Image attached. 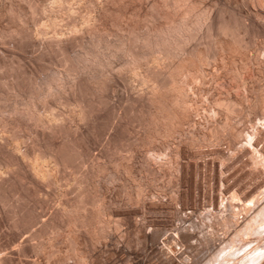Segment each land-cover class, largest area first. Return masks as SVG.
<instances>
[{
	"label": "bare ground",
	"instance_id": "obj_1",
	"mask_svg": "<svg viewBox=\"0 0 264 264\" xmlns=\"http://www.w3.org/2000/svg\"><path fill=\"white\" fill-rule=\"evenodd\" d=\"M100 44L106 46H104L105 51L111 49L112 54L109 52V56L119 60L116 64L119 67L113 65L117 59L113 61L110 57L107 58V52L104 56V53L98 51ZM3 48L11 53L3 54ZM28 49L32 52L29 53L30 55L26 54ZM251 51L259 56L264 53V0L242 2L240 0H0V107L3 106V92L9 95L16 91H26L29 96L26 101L22 99L24 101L21 103L22 106L13 105L12 117L6 116L5 119L2 114L0 115L1 124L5 119V124H11L13 127L8 134L0 133V164L5 163L8 172L7 175L2 176L1 171L2 175H0V207H4L5 213L1 208L2 212L10 221V239L18 236L19 231L29 229L39 220L40 208L47 207L50 201V194L47 191L49 187H53L54 184V187H57L56 184L61 178L65 181L69 177H72L75 185L73 191H70L73 184L68 186L70 190L68 187L64 188L72 194L64 198L62 196V201L59 200L61 205L56 208V214L60 221H57V224L55 220L45 221L41 228L34 230L35 227L34 231L30 232V236L23 238L16 247L14 246V250L22 254L32 251L33 255L39 251L37 253L41 254L38 257H41L44 255L42 250L45 251L44 248L49 245L50 249L46 250L47 256L57 253L54 259L58 256V259L65 260L66 256L70 258L72 255L76 257L72 260L77 259L76 262L82 263L86 257L83 259L84 253L81 254L83 249L79 248L81 238L82 242H85L84 246L88 244L86 246L93 247L94 243L103 239L111 228L109 220L104 216V208L106 209L108 201L105 194L107 190L102 187L106 192L102 191L101 186L105 182L100 181V178L104 175L107 177L115 175L118 166L119 170L127 172V175L133 174L135 162L131 164L129 160L134 156V152L139 150L137 148L141 140L144 142L160 140L164 147L169 148L170 139L172 142V138L182 137L178 140L171 157L173 159L169 158L171 160L168 165L171 172L174 169L178 173L180 184H187L191 177L188 170L190 165L182 158L198 157L202 154L226 158L229 151H226L224 146L221 148L217 145L219 148L213 145L228 138L232 144L229 147H236V144L242 140L249 144L246 154L249 155L250 161L241 162L238 156L240 151L235 155L239 158L240 169L244 170L243 167L249 166L251 168L242 175H255L256 169H263L264 172V151L258 147V141L264 137V121H261L264 120V88L256 84L251 86V83L248 87L247 80H244V77H248H246L247 73L245 75L244 73L249 71L251 58H254ZM99 53L104 54L103 57ZM258 57L255 56V61ZM26 59L33 61L42 73H38V70H28ZM257 61L259 64L251 61L256 64L251 65L253 71L255 66L260 67L261 61L259 59ZM55 64L59 67H55ZM212 65H217L220 69L219 72H213L214 76L210 72ZM87 67L92 68L93 73L86 72L84 68L88 70ZM215 70L214 68L213 71ZM256 70L261 72L262 69ZM209 72L211 73L209 77L212 75L216 79L221 76L224 79V75L227 74L229 78L235 80V83L227 89L228 91L226 90V93L221 92L225 94L215 97V91L220 90V87L214 89L213 85H206L211 81L208 79ZM252 74L255 75L254 72ZM61 76H65V79H62L64 81H60ZM261 79H258L259 84L263 83ZM39 83L45 84L46 88L43 92L41 87L44 84L38 90ZM118 84H122V87ZM196 85L202 86L200 91L203 96L211 95L210 102H208L210 99L206 100L202 96L208 102L204 101L203 104L212 102V105L208 106L209 110L207 107L203 109L208 110L204 113L206 114L207 111L209 118L215 117L214 120L211 118L213 120L211 123L206 119L207 126L204 125L205 128L199 133H197L199 130L197 132L190 130L191 121L195 118L193 108L196 111L192 98V91L195 90ZM118 87L123 91L122 93L119 92ZM117 88V93H120L119 101L111 103L109 91L112 92L114 89L115 92ZM196 94L195 96L198 97ZM195 100L198 101L197 98ZM197 103L196 106H204ZM119 109H122V112H119ZM199 109L197 107V110ZM246 116L250 122L249 130L243 129L240 123H237ZM71 121L75 124H70ZM132 124L142 127L147 135L144 132L145 137L142 136L140 139L139 132L132 129ZM193 124V127L191 125L193 129L199 125L197 121ZM202 124L201 122L200 128ZM109 125L113 126V131L102 146L104 160L92 158L94 156L91 155L89 148L92 139L99 137ZM12 127L10 126V129ZM112 129L109 128V131ZM25 137L30 141L24 144ZM21 142L23 148L20 151ZM203 145L213 147L203 149L206 148ZM168 148L163 150L167 149L164 151L170 152ZM154 153L146 151L141 165L150 173L157 174L155 166H151V160L156 161L155 163L160 167L165 164L163 165L160 159H155ZM49 161L52 164L47 167ZM84 163L87 166L85 164L86 169L82 170ZM253 169L256 172L253 173ZM85 179H90L93 183L92 189L87 188L86 185V187L82 186L81 183L86 181ZM46 185L49 186L46 187L47 189ZM106 187L108 188V185ZM138 188L135 196L130 197L133 202L145 201L146 192L143 191L142 183ZM42 192L45 194L41 195ZM175 195L178 196L177 193ZM261 196L249 198L251 200L245 203L246 197L233 190L228 201H223L218 196L215 198V201L219 199L220 203L230 208L229 213L224 215L223 221L229 225L233 222L236 224L232 237L229 238L232 249L251 248L245 251L247 256L240 255L243 257L241 261L236 260L238 263L240 261V264H256L259 261V253L256 252L263 249V245L257 243L263 241L257 237L264 234V195ZM254 202L258 203V206L254 212H251ZM241 211L247 214L243 217L245 219L240 223L236 219L232 220V216L239 215ZM117 212L130 213L125 209ZM1 220L2 215L0 222ZM256 222H260L259 226L255 225ZM65 226L67 227L66 238L64 237L67 240L66 247L59 246L63 242L52 241L54 236L56 238L61 232L58 229ZM2 229L0 227V264H8L12 262L11 257L2 251H6L4 249L9 246L7 244L10 239L4 238ZM79 233H82L81 236ZM170 239L171 246L177 243L174 242L176 236ZM44 240L48 245L40 246L39 242L44 243ZM158 249L162 254L167 251L165 247ZM222 251L218 250L216 254L214 253L212 264H218ZM249 252L252 253L248 255ZM170 256H167L166 264H179L172 258L173 256ZM39 261L42 262L43 259ZM236 261L234 262L237 264Z\"/></svg>",
	"mask_w": 264,
	"mask_h": 264
},
{
	"label": "rangeland",
	"instance_id": "obj_2",
	"mask_svg": "<svg viewBox=\"0 0 264 264\" xmlns=\"http://www.w3.org/2000/svg\"><path fill=\"white\" fill-rule=\"evenodd\" d=\"M240 1L242 2L243 0H240ZM99 46H100V49H98V51L105 54V55L104 54H102V55L106 56L108 53L107 58L111 56V55L109 56V52L111 49H109V51H105L104 50V48L106 47L105 45H104L105 47L101 44ZM3 49H4L3 54L8 55L11 53L10 51H6L5 48H3ZM106 50H108V48ZM28 51H30V52H28ZM251 52H252L251 55L252 56L254 55V58L252 57L251 61H253L254 63L255 62L258 63L257 60L259 59V61H261V64H260V67L255 66L254 71H253V66L256 64H253L250 61V64L253 66H251L249 64L252 67V69L249 66V71H251V72L245 71L244 75L247 73L246 77L247 76L248 77L245 78L243 75L244 80L248 81V82L246 81V83H248L247 84L248 87H250V83H251V86L256 84V85H260L261 88H264L263 87L264 86V76L262 75V74H264L263 73L264 71L262 72V70H264V65H263L264 56H262V55H264V53L260 54L261 58H259L260 56L257 55L256 53H254V51H251ZM29 53L30 54L32 53L30 49L27 50L26 54L30 55ZM101 53H99V54L101 55ZM255 56L256 57L259 56L258 58H256V61H255ZM112 57H110V59H112L113 61L117 59L115 57H113V58ZM262 59H263V61H262ZM25 62H26L25 63L26 68L28 70H38V73H40V74L42 73V72H40L41 70L37 69L36 64L33 61H31L30 59H26ZM117 62H119L118 59L116 60V62H114L113 65H116ZM52 66H54V65L52 64ZM56 66H58V65L55 64V67ZM117 66L119 67V65H116V67ZM214 68L216 69L215 71H213ZM258 68L262 69L261 72L259 70L258 71L256 70ZM84 70L86 72H89V74H90V72L93 73V69L90 67L88 68V70H86V68H84ZM219 70L220 69L217 67V65H212L210 68V72L212 73L213 76H214L213 72L214 73L219 72ZM210 72L208 75V79H211V81L210 80L209 81L214 82V83L212 84L210 82H207L206 85L211 84V85H213L214 89H217L220 87L219 88L220 90L217 89L218 92H217V90L216 91L214 90L216 92V93L214 92L215 97L219 96V94H225L228 91L227 89L230 88V86L235 83V80L232 78H229L228 75L225 73L224 74L226 76L224 75V79H223V76H221L220 77L222 79L221 80L220 78H217V79L214 78L212 75H211V77H209L211 74ZM220 72L223 73L222 71H220ZM252 72H254L255 75L252 74ZM256 72H258V73H256ZM259 72L261 73L262 79H261V77L259 78V76H260ZM248 73H249V75H248ZM252 76L253 77L255 76L254 78H257V79H255V80H257V82H255V80H254V78H252ZM226 77H227V79H225ZM212 78H214L213 79L214 81H212ZM62 79H65V76H61L60 81H64ZM219 79H220V81H219ZM258 79L259 80L261 79L263 81V83L259 84ZM217 82H218V84H217ZM43 84L41 83V85H43ZM228 84H229V87H228ZM39 85H40V83L37 85L38 90L41 87V85L40 86ZM118 85H120L122 87V84H118ZM207 86H209V85H207ZM114 87H116V86H114ZM200 87H202V86L196 85L194 87L195 90L192 89V90H194V91H192V98H194L193 102H195L193 105L195 106L197 112L193 108V105H192V108L194 110L195 118H197V117L198 118L196 120L193 117L194 120L192 119V121H191L192 124H190V130L192 129L193 131L195 130L196 132L199 130L197 133H199L200 130H203L205 128V126H207V123L208 122L211 123L215 118V117L213 118L211 116L209 118V115L207 113V111L209 110L208 106H210V104L212 105V102L210 104H206V105L203 104L204 101L206 103L211 101V99H212L211 95L204 94V96H203V93L201 94ZM41 88H43V90L41 89V91L43 92L45 90L44 88H46L45 84ZM118 88H119V92L122 93L123 91H120V87H118ZM118 88H117V90H115V92H113L114 89L112 92H111V90L109 91V96H111L110 97L111 103H118V101H119L120 93L119 92L117 93ZM41 91H39V92H41ZM222 91H224L225 93L224 92L221 93ZM197 92H198V94H196ZM199 92L201 95L199 94ZM195 94L198 97H196ZM27 95L28 94L26 91H22V92L16 91V92H13L9 95H7L6 93L3 92V96H4L3 97V106L0 107V115L2 114L3 118H5V119L7 117L8 118L12 117L13 113H11V111L13 109L12 108L13 105H14V107H15V105L22 106L21 103L26 101L29 98V96H27ZM206 95H207V97H206ZM202 96L204 98H206V100H207V98L210 100H208V102H207L206 100L203 99ZM195 97L198 99L197 102H199V104L203 100V102L201 104H203L204 106L200 105L202 108L200 106H196L198 103L196 102ZM201 98H202V100H201ZM199 99L201 101H199ZM197 107H198V109L200 107V109L197 110ZM205 107H207L208 110L203 109ZM205 110H207L206 114L204 113ZM198 111L200 112L199 114H198ZM119 112H122V109H119ZM218 117H220V116H218ZM211 118H213V120ZM247 118L248 117L246 116L242 120L239 119L237 121V123H240L239 125H241V127L243 129L245 128V130H249V127H250L249 118L248 119ZM5 119H3V121H4L3 124L0 123V133H2L3 135L8 134L13 129L11 124H5L6 123ZM206 119H208V122L206 121ZM195 120L197 121V124H199L198 127H197V124H195L196 127L198 128V129L196 128L197 130L192 128L194 126L193 123H196ZM199 120H200V122H199ZM239 121H241V122H239ZM246 121L248 122V124L246 123ZM261 121H264V120L261 119ZM201 122L203 123L201 125V128L203 127L202 129L200 128ZM69 123L72 125L75 124V122H73V121H71ZM261 124H263V122ZM136 125L137 124H132V129L133 130L136 129V131L139 132V135H140L139 138L141 139L142 136L145 134L147 135V133L143 129H141L142 127L136 126ZM191 125H192V127H191ZM10 126L12 127L11 129H10ZM109 128L112 129L113 126L112 125L107 126L105 128L104 132L102 131L103 133L101 132V135L100 134H99L100 136L98 135L99 137L93 138L94 140L92 139V141H91L92 143H90V146H89L90 151H91L90 153H91V155L94 156L92 158H95V159L100 160V161L104 160L103 152H102L103 151L102 146H104L106 139L109 138L110 134L113 131V129L109 131ZM188 128H189V126H188ZM7 129H8V131H7ZM106 129H107V131H106ZM144 132H145V134H144ZM141 133H142V135H141ZM27 137L30 138L29 136H27ZM27 137H25L26 141L24 140V144L26 142L28 143V141H30V139L28 140ZM143 137H145V136H143ZM176 138L177 139L172 138L173 143L171 142V139H170V142H169L170 147H171V148L169 147L170 149L166 146L164 147L160 140L158 141L155 139L152 142H150V141L144 142L141 140L139 145H138L139 148H137L139 150H136L134 152V156L132 157L133 159L131 158L129 160L130 162H132L131 164H134V162H135L134 166L136 168L134 167V169H135L133 171L134 175L133 174L127 175L128 173L126 172L127 173L126 174L125 171H122L121 169L119 170L120 167L118 166V172L120 174L117 172L118 173V174L116 173L117 175L115 174V175H111L109 177L104 175V176H102V178H100V181L105 182L101 186V189H102V187L103 188L105 187V189L107 190V192H106L105 189H102V191L104 190L106 192V193L105 192L104 193L106 194V198L108 200V201L106 200L107 201L106 204L108 206L106 205V209L104 208V210H105L104 216L107 220H109V222H110L109 224L111 225V226L109 225V227H111V228L109 229V231H107L106 236L103 239L101 238L102 240L100 239L96 243H94L95 245H93V247L86 246L88 244H86L84 246L85 242L84 241L82 242V238H81V240H80L81 243H79L80 244L79 248L83 249V251H82V249H80V251H82V253H81L82 255L84 253L83 259H85V257H86L85 260L87 262H85V260H82V263L81 262L78 263V262H76V261H78L77 259H73L74 260L73 261L72 258H76V257H73L72 255L70 258H67V256H66V259H67V260L65 259L66 262H65V260H63V258L61 260L58 259L57 258L58 256H56V258L54 259L55 255H58L57 253L53 254L52 256L51 255L47 256L46 250H49L50 248H49V245L45 242L46 240H44L45 244L43 243V241L39 242L40 246L48 245V247L46 246L44 248L45 251L42 250V255L43 254L44 255L41 257H38V255L41 254V253H37L39 251H36L34 253L35 255H37V256H35V255H33L32 251H26L25 254H22L21 252L17 251L16 249L14 250V248L17 246V244L21 240H23V238L28 237V235L30 236V232L32 233V231L37 230L38 227L41 228L44 223L55 220L54 222L57 224L60 221V219L58 218V216L56 214V211H57L56 208L59 207V204L61 205V202L59 200L62 201V199L64 197L68 196L69 194L70 195L72 194V192L70 193V191H73V189H74L73 187H75V185L73 184L74 181H72V177H69L71 179L66 178L68 180H65V181H64V178H61L59 183L61 184V183H63V181L65 183L59 185V183L57 182V184H56L57 187H54L55 184L51 188L48 185L45 186V188L49 187V189H47V188L46 189L50 194V201L52 203L49 201V203L46 205L47 207H41L40 208V214L41 215L39 217V220L36 221L33 225H31L29 227L30 230L28 228L26 230V228H25V229L19 231L17 234L18 236H16L15 238L10 239V236H11V228L9 227L10 221H9V219H7L8 217H6V215H4V213H5L4 207L3 208L0 207V210H1L0 216L2 215L0 227L3 228L2 233L4 234V238L10 239L9 244H7L9 246L8 247L6 246V248L4 249L6 251H2V253L6 252V254L11 257L12 262L8 263V264H36V263L39 264V262H40L39 260H42V259H43V261L40 262V264L41 263L42 264H51V263L52 264L53 263L54 264H86V263L87 264H166L167 262L165 263V261H167V259H168L167 256H170V254H171V256H173L172 258L176 259V261L179 264H212L211 259L213 256H215V254L217 253L218 250H223L222 252H220L218 264H223V263L224 264H233V262L236 260L241 261L242 260L241 258H243V257H240V255L241 256L244 255V257L247 256V254L245 255V253H247L245 251H248L249 249L251 250V248L245 247L242 250H236L234 248L232 249V247L230 246V239L229 238L232 237V234L234 232L233 230H235V228H236V226H235L236 224H235V222H233L232 225H229L226 223V221H223V220H225L223 218L224 215L229 213L230 208L226 207L224 204L220 203V200L218 199V197L223 199V201L224 200L228 201V198H230V195H231L233 190H236L239 195L246 197L247 201H245V203L249 202L251 200L249 198H255V197L259 198L261 195L263 196L264 195V172H263V169H259V170L256 169L257 173H259V174L254 173V172H256V170L253 169V173L255 175H252V176L251 175L250 176L242 175L244 173V171L246 173L247 170H248L247 172H249V170H251L250 166L248 168L245 167L246 170L244 167H243L244 170H242V168L240 169V161L241 162H242V160H245L246 162H247V160L250 161L249 155L246 154L247 150L249 149V144L245 140H244L245 142L242 140L241 142L236 144V147H231V146L229 147V145H232V144H231L230 139L228 138L227 140L223 139L222 141L226 140L224 142L219 141L217 144L213 145L214 147L221 146V148L224 146L223 148H225L226 151H229L228 156H226V158L225 157H223V158L218 157V156L212 155V154H211V156H206V155H210V154H206V155L202 154V155H199L198 157H189L187 159L182 158V160H184L185 163H188V165H190L188 170L190 173L189 176H191V177H189L190 179H189L188 183L187 184L182 183V184H184V185H182L179 183L178 173L175 172L176 170H174L172 168L173 169V171H172L173 173H172L171 170H169V166H168V165H170V160L173 159L171 157H173L172 156L174 154L173 151L177 146L178 140H180L182 137L180 138V136H178ZM31 139H32V137H31ZM258 142H259L258 143L259 149L264 151V137L262 138L261 141H258ZM22 143L23 142H21V144L19 143V147H20L19 150L23 148ZM174 145H175V147H174ZM217 145H219V146H217ZM203 146L206 147L203 149L213 147L211 145H208L209 147H207V145H203ZM163 148H168V151L172 152V154L170 152H167V151H166L167 152L166 153L164 150H167V149L163 150ZM140 149L143 153L140 151ZM146 151H150V152L153 151V153L155 152L154 153L155 155L153 154L154 158L160 159V161L163 162V163L162 162L161 163L163 165L165 164L163 166L164 167V169H163L162 165L160 167L158 164L155 163L156 161L154 162L153 159H152L153 161L151 160V162H150V163H152L151 166L152 167L155 166L157 174H154L152 172L150 173V171L147 170V168L145 170V167H142V165H141V162H142L141 160H142L144 153ZM239 151H240V154L238 153ZM241 151H242V153H241ZM137 152H138V154H137ZM168 153H170V154H168ZM235 155L239 156L240 161H239L238 156H235ZM169 158H171V159H169ZM217 158H219L220 160ZM136 161H137V164H136ZM49 162H50L49 164H46L47 167H50L52 164L51 161H49ZM85 164L86 163H84L82 165V167H81L82 170L86 169L85 166H87V164L86 165ZM204 164L206 166H204ZM53 165H54V162H53ZM1 171L3 172V175L1 174ZM7 173L8 172H6V164L5 163L2 165L0 164V175L4 176L5 174L7 175ZM191 173H192V175H191ZM239 178H240V180H239ZM85 180L86 181H82V183H81L82 186L86 185L87 188L92 189L94 185L90 181V179H88V180L85 179ZM140 183H142V188L144 187L143 191L145 190V192H146V195L144 198L145 201L142 200L141 202L140 201L133 202V200H130V197L135 196L137 190L139 189L138 187H139ZM105 184H106V186L108 185V188L105 186ZM143 184H144V186H143ZM68 186L69 187L71 186L70 188L71 189L73 188V189L70 190V188ZM229 186H230L231 190H230ZM62 187H63V189L65 187H68L69 189L68 188L67 189L70 191L67 192L65 190L66 188L63 190ZM98 188L100 189V186ZM46 189H45V191H46ZM50 189H52V190L49 191ZM58 191H60V192H58ZM51 192H53L54 194ZM62 192L63 193L66 192V193L63 194ZM183 192H184V195H183ZM244 192L246 194H244ZM176 193L178 196L175 195ZM43 194H45V192L44 193L42 192L41 195H43ZM255 194H257L258 196ZM52 195H55L56 197H54V196L52 197ZM57 195H60V196H57ZM62 196H63V198H62ZM216 196H218L217 201H215ZM175 197H177V198H175ZM51 198H52V200H51ZM56 198H58V199H56ZM54 199L56 201V204H55ZM211 199H214V200H212L213 203H212ZM110 202H111V204H110ZM51 204H52V206H51ZM153 204H155V205H153ZM55 205H56V207H55ZM257 206H258V203L254 202L250 211L252 210L251 212H254V210L257 209ZM1 208L3 209L4 213L2 212ZM120 209L129 210L130 213H132V214H130V213L129 214H123L120 212L118 213L117 210H120ZM53 210L55 211V213H53L54 212ZM251 214H253V213H251ZM235 215H237L238 217ZM235 215L232 216V218H233L232 220L236 219L240 223V221H243L245 219L243 217H245L247 214H245V213H243V211H241L239 213V215L238 214H235ZM6 220L8 223L6 222ZM2 222H4V224ZM39 222H40L41 226L39 225ZM259 223L260 222H256L255 225L259 226ZM116 226H117V228H116ZM8 231H9V233H7ZM58 231H61L62 234H61V232H59L58 233L59 235L56 238L54 236L55 239L53 238L52 241H53V243L55 241L58 243L63 242V244H59V246L62 245L64 247H66L67 246L66 245L67 240L65 239L66 238L65 234L67 233V227L66 226L62 227V228L58 229ZM81 234H80V236H81ZM92 236H94V234H92ZM175 236H176V240L174 242H177V243L173 244V246H171L172 244L170 242L171 241L170 238L171 237L174 238ZM263 236H264V234L261 236H258L257 239L260 238L261 240L264 241V239H262ZM65 241H66V243H65ZM263 241H257V243L259 242L261 246L263 245L262 246L263 249L260 252H256V253H259V255H258L259 261L256 264H260L262 262L264 263V261H263L264 260V244H263L264 242ZM55 245H58V244H55ZM158 247H163V248L165 247V249L167 251H164V252H166V253L162 254L160 252V250L158 249ZM46 248H48V249H46ZM28 253H31V254H28ZM250 253H252V252H249L248 255ZM167 254H169V255H167ZM45 255H46V257L44 258ZM34 257H36V258H34ZM49 257L51 258L50 260H49ZM91 257H93V258H91ZM46 258H48V259H46ZM15 259H16V261H15ZM31 259H34V260H31ZM57 259H58V261H57ZM54 260L56 263L54 262ZM59 260L62 261V263H60ZM240 261H239V263L237 262V264H240Z\"/></svg>",
	"mask_w": 264,
	"mask_h": 264
}]
</instances>
